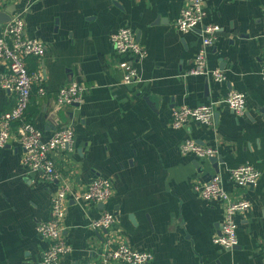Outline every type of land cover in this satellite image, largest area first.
<instances>
[{
  "label": "crops",
  "instance_id": "obj_1",
  "mask_svg": "<svg viewBox=\"0 0 264 264\" xmlns=\"http://www.w3.org/2000/svg\"><path fill=\"white\" fill-rule=\"evenodd\" d=\"M186 4L0 0V12L12 10L11 19L23 16L26 35L46 45L43 56L27 58L29 69L36 59L43 73L42 83L33 86L28 113L45 138L72 125L73 147L54 153L62 176L74 191L87 188L97 175L111 178L115 188L104 207L70 194L63 238L72 250L60 264H102L104 252L121 242L151 250L148 264H264V0H205L202 26L220 25L207 61L210 68L225 71L222 81L188 73L201 46L202 26L178 29L176 20ZM9 21L0 22V30ZM123 25L133 28L147 49L134 61L139 72L134 83L123 82L121 62L132 61L111 40ZM7 69V60L0 58V80ZM71 80L87 90L81 102L61 105L57 93ZM233 89L247 94L242 115L222 102L210 125L172 124L175 108L215 103ZM15 103V92L0 84V117ZM187 139L216 147L218 160L183 153ZM23 155L15 134L0 146V264H41L50 242L37 225L51 217L53 194L63 184V178L51 180L27 168ZM244 163L261 172L255 184L245 187L229 176L231 168ZM216 174L233 196L252 204L236 215L239 239L232 248L214 241L222 229L224 203L205 199L193 188ZM104 209L115 212L117 221L106 229L93 227Z\"/></svg>",
  "mask_w": 264,
  "mask_h": 264
},
{
  "label": "built area",
  "instance_id": "obj_2",
  "mask_svg": "<svg viewBox=\"0 0 264 264\" xmlns=\"http://www.w3.org/2000/svg\"><path fill=\"white\" fill-rule=\"evenodd\" d=\"M207 11L205 0H187L186 6L181 10L176 20L179 30L186 32L196 29L205 23ZM202 42L194 60L188 70L189 74L212 76L218 81L226 79V73L221 68H210L207 61L209 46L218 38L220 25L206 23L202 26ZM111 40L115 49L131 58L121 62L126 67L123 82L134 83L139 80V72L134 61L141 60L147 54V49L137 39L136 32L127 25L119 27L111 33ZM46 50L45 43L39 38H31L25 34V20L17 14L0 30V58L7 60L8 69L2 75L0 84L15 92L16 103L0 117V146L10 142L13 134L24 147L23 164L33 170H41L43 175L51 180L63 184L53 194L52 215L49 219L42 220L37 225V230L42 238L49 240V246L42 254L41 264H60L64 255L72 250L71 245L64 240L63 221L67 214V202L70 194L75 198L95 203H106L114 194L113 180L102 175L95 176L82 191H74L68 178H64L57 167L54 153L58 150L71 149L74 144L75 132L72 125L56 128L48 138L44 137L43 130L28 120L26 110L31 101L33 86L42 83L43 73L41 68L30 70L27 58L31 55L41 57ZM264 79V61L261 68ZM87 86L77 80L60 87L56 100L57 103L69 106L83 100ZM39 91L45 92V87L40 86ZM226 102L237 115H242L247 106V94L241 90H231L222 100L210 104L196 106L184 105L175 108L172 113V124L180 127L189 120L205 124H212L215 116V106ZM16 125V127L14 125ZM183 153L192 152L198 156L210 157L218 153L216 147L201 144L195 139H187L182 144ZM260 170L253 164L244 163L230 169V179L239 186L255 184L260 177ZM195 192L205 199H219L224 203V220L221 233L214 237V241L226 248H232L238 242L237 213L248 211L252 204L246 197L233 196L224 186L221 174H216L206 182H196L193 185ZM118 216L115 212L104 209L99 216L91 222L95 228H109L116 222ZM108 248V247H107ZM154 258L151 250H139L125 242L115 247H109L104 252L102 264L118 261L128 264H148ZM90 264H98L91 262Z\"/></svg>",
  "mask_w": 264,
  "mask_h": 264
},
{
  "label": "water",
  "instance_id": "obj_3",
  "mask_svg": "<svg viewBox=\"0 0 264 264\" xmlns=\"http://www.w3.org/2000/svg\"><path fill=\"white\" fill-rule=\"evenodd\" d=\"M11 14H12V10L8 9V10H5V11H1L0 12V22H6V21H9L11 19ZM217 113H215L216 115ZM210 160H213V161H217L218 160V156H210L209 157ZM101 205L104 207L105 206V203H102L101 202ZM221 233V231H220ZM219 233V234H220ZM236 245H234L233 247H235Z\"/></svg>",
  "mask_w": 264,
  "mask_h": 264
},
{
  "label": "trees",
  "instance_id": "obj_4",
  "mask_svg": "<svg viewBox=\"0 0 264 264\" xmlns=\"http://www.w3.org/2000/svg\"><path fill=\"white\" fill-rule=\"evenodd\" d=\"M37 65H38V63H37V61H36V59H33V62L30 64V70H35L36 69V67H37ZM32 95V94H31ZM29 107V106H28ZM26 117H27V119L28 120H31V117H30V115H29V113H28V108H27V110H26ZM32 121V120H31Z\"/></svg>",
  "mask_w": 264,
  "mask_h": 264
},
{
  "label": "rangeland",
  "instance_id": "obj_5",
  "mask_svg": "<svg viewBox=\"0 0 264 264\" xmlns=\"http://www.w3.org/2000/svg\"><path fill=\"white\" fill-rule=\"evenodd\" d=\"M17 15V14H16ZM16 15H14V16H16ZM23 17V16H22ZM26 25V24H25ZM26 34V33H25Z\"/></svg>",
  "mask_w": 264,
  "mask_h": 264
}]
</instances>
